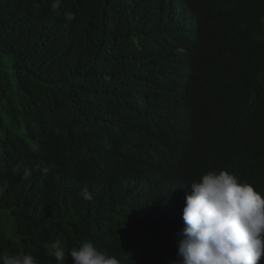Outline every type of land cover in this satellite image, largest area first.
<instances>
[{
  "label": "trees",
  "instance_id": "16d2710c",
  "mask_svg": "<svg viewBox=\"0 0 264 264\" xmlns=\"http://www.w3.org/2000/svg\"><path fill=\"white\" fill-rule=\"evenodd\" d=\"M221 169L264 194V0H0V251L174 264Z\"/></svg>",
  "mask_w": 264,
  "mask_h": 264
},
{
  "label": "clouds",
  "instance_id": "9594fccd",
  "mask_svg": "<svg viewBox=\"0 0 264 264\" xmlns=\"http://www.w3.org/2000/svg\"><path fill=\"white\" fill-rule=\"evenodd\" d=\"M33 165L28 163L25 169L33 170ZM190 189L182 213V238L178 241L177 255L181 259L174 264H261L264 194L226 169L204 173L199 181L191 182ZM78 195L85 201L93 199L87 186ZM43 247L49 257H55V264H67L60 241ZM21 252L0 251V264H35L30 252ZM67 256L72 264H121L92 241L80 242L68 250ZM137 264H153V258L149 255Z\"/></svg>",
  "mask_w": 264,
  "mask_h": 264
},
{
  "label": "bare ground",
  "instance_id": "6f19581e",
  "mask_svg": "<svg viewBox=\"0 0 264 264\" xmlns=\"http://www.w3.org/2000/svg\"><path fill=\"white\" fill-rule=\"evenodd\" d=\"M42 156V155H41ZM26 158H29L28 156L26 157ZM30 159V158H29ZM34 159H35V157L33 158V160L32 161H34Z\"/></svg>",
  "mask_w": 264,
  "mask_h": 264
}]
</instances>
